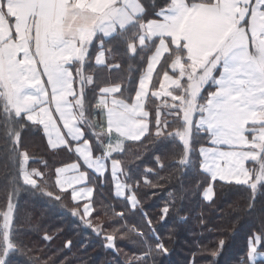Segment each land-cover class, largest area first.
<instances>
[{
  "label": "snow or ice",
  "instance_id": "1",
  "mask_svg": "<svg viewBox=\"0 0 264 264\" xmlns=\"http://www.w3.org/2000/svg\"><path fill=\"white\" fill-rule=\"evenodd\" d=\"M121 47L129 61L146 63L134 95L125 96L128 89L122 83L105 82L112 69L121 67L114 62ZM93 65L107 70V76L89 74ZM150 97L159 101L153 112L146 108ZM31 129L43 135L50 151L77 156L76 162L55 169L56 191L42 183L45 173L29 167L32 157L24 138ZM201 135L210 146L195 149ZM148 137L154 147L156 142H179V158L171 163L183 174L203 170L211 182L247 187L241 211L247 216L259 211L260 225L247 237L238 264H264V0H0L5 184L0 264H71L70 258H60V249L49 256L20 238L18 198L31 191L59 203L69 190L74 201L91 198L94 189L84 185L92 181L81 164L101 177L110 172L116 196L141 212L149 231L124 223L106 234L92 223L93 213L105 206L101 202L97 209L90 199L82 209H70L71 214L117 252L116 232L136 236L139 254H125L123 264H162L170 249L143 212L134 190L138 185L126 182L133 179L131 171L116 158L126 153V142L143 143ZM155 159L163 169L160 157ZM126 190L130 195L125 196ZM214 195L210 183L204 196L214 203ZM169 211L163 208L162 220ZM115 215L124 221L127 214ZM240 220L237 214L225 235H233ZM56 236L44 232L41 239L51 243ZM72 244L67 240L63 248L71 250ZM228 245V239H219L209 251V264H219ZM192 264H197L195 255Z\"/></svg>",
  "mask_w": 264,
  "mask_h": 264
},
{
  "label": "trees",
  "instance_id": "2",
  "mask_svg": "<svg viewBox=\"0 0 264 264\" xmlns=\"http://www.w3.org/2000/svg\"><path fill=\"white\" fill-rule=\"evenodd\" d=\"M156 3H162V0H156ZM122 53L121 47L118 50L119 58L114 61L121 65L120 69H112L110 80L106 79L105 82L122 83L128 89L124 95H134L132 89L137 86L140 73L146 67V63L138 58L129 61ZM129 63L133 65L131 70L128 68ZM94 71L107 76V70L96 69L95 65L89 70V74ZM155 81L156 75L153 82ZM211 90L209 88V91ZM156 102L159 101L149 98L147 108L150 112L154 111ZM151 131L154 132L155 129ZM142 140L143 143L126 142V153L116 158L125 162L126 171H131L133 179L126 182L138 185L134 190L141 208L147 213L152 226L170 249V255L162 258V264H192L194 255L197 264H209L211 259L209 251L215 249L218 240L222 238L228 239L229 245L219 264H238L239 258L245 254L247 237L260 225L259 211L252 216H247L241 211L249 197L247 187L231 186L220 181L211 182L210 177L203 173V170L191 169L186 170L187 174H183L175 164L171 163L179 158L178 141L156 142L154 147L151 137ZM197 140L198 143L193 145L195 149L209 144L207 136H198ZM24 148L32 157L29 167L45 173L42 183L50 191H56L55 169L77 161V156L67 151H50L46 147V139L36 129H31L25 135ZM157 156L165 165L163 169L156 162ZM3 168L4 162L0 160V205L4 204L5 198ZM148 169L153 171L148 172ZM145 181H149L150 184ZM210 183L215 189L214 203L206 201L203 197V191ZM101 184V176L93 180L95 194L92 201L97 209L101 207V202L105 206V210L99 214L93 213V225L103 228L106 234H112L114 229H120L124 223L128 226L135 225L147 233L149 229L141 217V212L132 209L125 198L115 196L110 172L106 174L103 187L100 186ZM18 199L20 226L24 229L20 238L29 247L43 249L49 256L60 249V258L63 259L65 256L70 258L71 264H123L125 254L127 256L139 254V239L130 232L115 233L118 237L119 252L106 248L103 236L96 235L92 228L85 226L69 211L74 208L82 209L84 204L83 201H74L70 190L69 193L63 194V199L59 203L39 193L33 194L31 191L21 192ZM165 206L169 207L170 211L162 220V210ZM259 207L258 203L257 209ZM120 212L127 214L124 221H119L115 215ZM237 214L241 217L240 224L236 225L237 230L231 236L225 235L232 230ZM60 230H62L61 234L56 236ZM44 232L56 236L54 241L51 243L43 241L41 236ZM121 236H124V239H120ZM67 240L73 242L71 250L63 248ZM155 242V238L150 240L152 244ZM200 248L207 251L200 252ZM34 255L39 256L41 253L35 252ZM157 264L161 262L158 260Z\"/></svg>",
  "mask_w": 264,
  "mask_h": 264
},
{
  "label": "crops",
  "instance_id": "3",
  "mask_svg": "<svg viewBox=\"0 0 264 264\" xmlns=\"http://www.w3.org/2000/svg\"><path fill=\"white\" fill-rule=\"evenodd\" d=\"M159 67V66H158ZM154 78H155V73H154V75H153V81H154ZM146 108H147V104H146ZM148 109V108H147ZM210 146V144H207V145H204L203 147H209ZM119 159V158H118ZM76 162V161H75ZM72 163H74V162H72ZM71 164V163H70ZM62 167V166H61ZM81 170L82 171H87L88 172V174H89V178H90V180L92 181V183H87V182H85V185L84 186H86V187H92L93 189H94V191H93V196L91 197V198H85V199H82V200H80V201H83L84 203L85 202H88V200L90 199L91 201L93 200V198H94V194H95V186L93 185V180H96V178L98 177V176H100L99 174H97V173H95V170L94 169H88L85 165H83V164H81ZM106 174L107 173H105V175L102 177V184L104 185V183H105V177H106ZM121 179H122V181L124 180V178L123 177H121ZM213 186V188H214V185H212ZM208 187V186H207ZM206 187V188H207ZM205 188V189H206ZM113 189H114V193H115V196H116V189H115V180L113 179ZM205 189H204V191H205ZM204 191H203V197L205 198V196H204ZM214 192H215V189H214ZM127 195H130V193L126 190L125 191V196H127ZM137 196V195H136ZM116 197H119V198H125L124 196H116ZM205 200L206 201H209V200H207L206 198H205ZM93 202V201H92ZM129 203H130V201H129ZM131 205V204H130Z\"/></svg>",
  "mask_w": 264,
  "mask_h": 264
},
{
  "label": "rangeland",
  "instance_id": "4",
  "mask_svg": "<svg viewBox=\"0 0 264 264\" xmlns=\"http://www.w3.org/2000/svg\"><path fill=\"white\" fill-rule=\"evenodd\" d=\"M158 103H159V102H156V103H155V106H156ZM162 112H163V110H162Z\"/></svg>",
  "mask_w": 264,
  "mask_h": 264
}]
</instances>
